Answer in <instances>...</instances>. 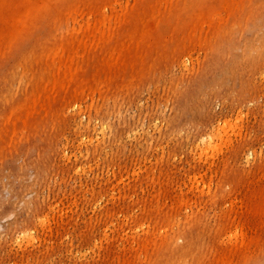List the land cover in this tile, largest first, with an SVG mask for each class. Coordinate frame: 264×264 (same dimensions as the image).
Wrapping results in <instances>:
<instances>
[{"label":"rangeland","instance_id":"obj_1","mask_svg":"<svg viewBox=\"0 0 264 264\" xmlns=\"http://www.w3.org/2000/svg\"><path fill=\"white\" fill-rule=\"evenodd\" d=\"M1 205L0 264H264V0H0Z\"/></svg>","mask_w":264,"mask_h":264},{"label":"bare ground","instance_id":"obj_2","mask_svg":"<svg viewBox=\"0 0 264 264\" xmlns=\"http://www.w3.org/2000/svg\"><path fill=\"white\" fill-rule=\"evenodd\" d=\"M6 2H7V1H5L4 5L7 4ZM18 28H19V27L17 26L15 29L17 30ZM23 30H24L23 25H21L20 28H19L16 32H18V33H22ZM14 32H15V31H14ZM18 33H16V34H18ZM1 42H2V41H1ZM211 135H212V134H211ZM215 135H216V134H215ZM215 135H212L213 139H214V136H215ZM209 140H210V143L214 142V141L211 142L212 139H209ZM214 140H215V139H214ZM208 144H209V143H208ZM208 144H207V145H208ZM210 145H211V147H212V146L214 147V145H212V144H210ZM210 145H208V147H207L206 149H210V147H209ZM204 150H205V149H204ZM2 206H3V205L0 206V219L3 217L2 213H3V208H4V207H2ZM1 215H2V216H1Z\"/></svg>","mask_w":264,"mask_h":264}]
</instances>
